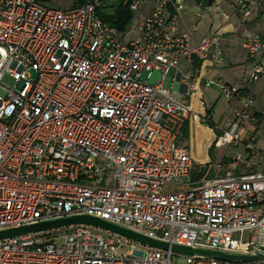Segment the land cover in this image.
I'll return each instance as SVG.
<instances>
[{
	"label": "built area",
	"instance_id": "2783aa9c",
	"mask_svg": "<svg viewBox=\"0 0 264 264\" xmlns=\"http://www.w3.org/2000/svg\"><path fill=\"white\" fill-rule=\"evenodd\" d=\"M100 1L60 9L46 0H0V231L86 215L169 246L261 252L264 153L253 134L241 132L244 123H259L255 100L180 70L182 62L226 63L220 35L211 31L192 46L196 27L177 33L175 18L165 17L168 3L178 12L185 0H159L129 39L136 18L123 35L101 19ZM145 2L134 1L136 16ZM258 5L238 0L237 13L247 20ZM243 48L249 83L264 81V32ZM178 80L182 99L173 96ZM202 86L239 104L214 140L216 148L239 149L225 170L221 163L196 167L179 143L185 124L203 110ZM261 98L264 107V87ZM0 264L236 263L139 250L117 235L75 226L0 241Z\"/></svg>",
	"mask_w": 264,
	"mask_h": 264
},
{
	"label": "crops",
	"instance_id": "0c3cea01",
	"mask_svg": "<svg viewBox=\"0 0 264 264\" xmlns=\"http://www.w3.org/2000/svg\"><path fill=\"white\" fill-rule=\"evenodd\" d=\"M237 2L238 0H214V3L210 6V10H205L203 5L196 0H186L178 12L172 13L173 11L169 10L165 13V17L172 16L175 18L177 33H183L194 26L196 27L195 30H191L192 46H197L211 31L217 32L222 39L226 63L219 64L208 60L202 62L200 68L194 71L185 62H182L180 67L181 72L189 73L193 77L199 78L201 82L206 80H221L231 86L246 90L255 100V107L252 113L262 116L264 107L261 91L264 87V81H259L252 85L249 83L251 64L243 48V42L253 33L264 32V22L258 9L254 11V14L250 18L244 21L237 13ZM148 3L146 6L143 5L141 7L136 19L142 20L151 14L155 7V1H149ZM175 83L178 84L177 97L182 99L184 97V86L179 80ZM203 88L202 86L201 101L204 106L203 110H201L197 120L185 124V126H188L186 134L182 129L180 138L182 137L187 140L188 144L184 147L189 150L196 167L202 168L203 166H208L210 168L216 166L221 161L214 163V156L213 158L209 156L211 147L209 138L215 140L216 133H221L222 130L228 128L232 121V114L239 104L237 101L232 100L235 107L231 110L229 116L224 121L219 123L214 122L210 118L213 106L211 104L207 106L203 101V93L205 91ZM217 99H220L219 95H217ZM205 119L212 121L217 132L206 125ZM194 131L196 138L193 137ZM262 131H264L263 118L258 125L244 123L241 128L243 136L247 134L254 135L256 146L264 153V146L262 145L264 144V134ZM193 144L196 145L197 152H194L192 148ZM238 151V148L236 151L234 148L232 152H228L225 155L222 154L221 160L225 159V157L232 159Z\"/></svg>",
	"mask_w": 264,
	"mask_h": 264
},
{
	"label": "water",
	"instance_id": "95a60500",
	"mask_svg": "<svg viewBox=\"0 0 264 264\" xmlns=\"http://www.w3.org/2000/svg\"><path fill=\"white\" fill-rule=\"evenodd\" d=\"M75 226H84V227H89L104 232H108L117 235L128 242L139 244L148 248H154L163 251H167L168 249H170L172 253L184 257L199 256L207 259L229 261L236 264L254 263V262L264 263V248L261 249V252L255 255L235 256V255H228L219 252L193 249V248L177 246V245L169 246L168 243L147 238L145 236H142L138 233L127 230L120 226L86 215L72 216L63 219L39 222L36 224L25 225L18 228L2 230L0 231V241L15 239L18 237L42 235Z\"/></svg>",
	"mask_w": 264,
	"mask_h": 264
},
{
	"label": "rangeland",
	"instance_id": "374dc122",
	"mask_svg": "<svg viewBox=\"0 0 264 264\" xmlns=\"http://www.w3.org/2000/svg\"><path fill=\"white\" fill-rule=\"evenodd\" d=\"M72 0H50L47 4L52 7V8H66L68 6H72L74 5L73 3L71 4ZM149 4L148 2H145L143 4L140 5V7H142L143 5H147ZM141 9V8H140ZM140 12V11H139ZM263 12V10H259V13L261 14ZM143 19L140 20V19H135V21L133 22V29L131 30V34L128 36V38H134L138 32H139V27L142 23ZM145 77V75H144ZM160 77V74L159 73H155L152 77V80L151 82L152 83H155L158 78ZM4 83L6 84H10V80L9 78H5L4 80ZM170 84H171V81L169 78L166 79V81L164 82V87L165 88H169L170 87ZM203 89H205L204 91V98H203V101L205 102V104L213 106V110L211 112V120H213L214 122H221V121H224L226 119V117L229 116L231 110L235 107V104L233 103L234 101H228V100H225V99H217V91L214 89V88H209V87H204ZM177 92H178V84L175 83L174 84V88H173V96L180 99V97H177ZM262 133L264 134V131H262ZM218 133H216L217 135ZM218 136V135H217ZM193 137L196 138V134H195V131L193 132ZM209 142L211 143V147H210V152H209V156L211 158H213L214 156V163H217V162H220L221 163V166L223 167V170H225L228 162L231 160L229 157H225V159L221 160V155H225L226 153L228 154V152H232L233 149L235 148V151L237 150L236 147H234L233 145H230V146H226V147H222V148H216V146L214 145V139H211L209 138ZM179 143L183 146H186L188 143H187V140L184 139V138H180L179 140ZM264 146V144H262ZM192 148L194 150V152H197V147L195 144L192 145ZM228 156V155H226ZM231 157V156H230ZM232 161V160H231ZM220 171V170H219ZM215 173H216V170L213 169V172H212V176H215ZM223 173V172H222ZM199 173H198V170L196 172V177L198 179V177H201V176H197ZM189 180V179H188ZM188 180H184L183 183H187ZM105 185H110L111 182H110V179L108 182H105L104 183ZM189 186L187 185H180L178 186V190H186L188 189ZM132 245L136 246L137 249L139 250H144V249H147V247L145 246H142V245H139V244H134L132 243ZM244 264H264V263H258V262H254V263H244Z\"/></svg>",
	"mask_w": 264,
	"mask_h": 264
},
{
	"label": "trees",
	"instance_id": "16d2710c",
	"mask_svg": "<svg viewBox=\"0 0 264 264\" xmlns=\"http://www.w3.org/2000/svg\"><path fill=\"white\" fill-rule=\"evenodd\" d=\"M46 1L48 3L50 0H46ZM134 1L135 0H101L100 6L98 9V14L105 23H107L111 27H114L121 34L125 35V33H127L129 31L134 18H136L135 12L131 9ZM149 1H155V4H156L159 0H148V2ZM196 1L200 4H202L203 7L211 6L214 3V0H196ZM185 2H186V0H185ZM72 3L74 5L68 6L66 8H71V7H74L76 5H81L82 3H84V0H72L71 4ZM140 8H139V11H140ZM60 9H65V8H60ZM257 9L263 10V12L260 15L263 17L264 16V0H259V5L255 7L254 11ZM169 10L173 11L172 13L175 12L174 7L170 3L167 4L165 13H167ZM254 11H253L252 15L254 14ZM173 19H174V17H172V16L166 17V20L168 22H171ZM256 33H260V32H256ZM253 34H255V33H253ZM200 66H201V63L199 61H194L191 68H192V70L196 71L197 69L200 68ZM240 90H241V92H245L246 94H248L246 90H244V89H240ZM257 115H259L258 117H259V123H260V120L262 118L264 119V116H261L260 114H257ZM205 123H206V125L209 126V128L215 130V126L210 119L209 120L205 119ZM259 123L255 124V125H258ZM187 127L188 126H184V128H183V131L185 132V134H186ZM215 131L217 132V130H215ZM62 232L63 231H59L56 233H62Z\"/></svg>",
	"mask_w": 264,
	"mask_h": 264
},
{
	"label": "bare ground",
	"instance_id": "6f19581e",
	"mask_svg": "<svg viewBox=\"0 0 264 264\" xmlns=\"http://www.w3.org/2000/svg\"><path fill=\"white\" fill-rule=\"evenodd\" d=\"M204 3V2H203Z\"/></svg>",
	"mask_w": 264,
	"mask_h": 264
}]
</instances>
